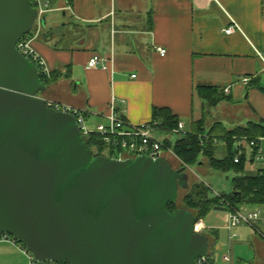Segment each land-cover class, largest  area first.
I'll return each mask as SVG.
<instances>
[{
    "label": "crops",
    "instance_id": "1",
    "mask_svg": "<svg viewBox=\"0 0 264 264\" xmlns=\"http://www.w3.org/2000/svg\"><path fill=\"white\" fill-rule=\"evenodd\" d=\"M42 1L47 4L45 25L30 46L58 76L46 85L43 98L84 111L91 127L106 122L112 99L117 114L133 126L152 122L155 108L168 109L183 137L201 119L204 134L213 127L231 131L264 125V70L255 54L264 53V0ZM233 24L238 29L225 34ZM157 48L165 50L163 57ZM94 55L106 58V70L87 68ZM250 76V81L260 80L244 85L242 78ZM198 85L221 89L229 101L208 107L195 92ZM163 135L164 142L170 134ZM218 145L215 157L221 160ZM263 169L264 162L245 167L249 174ZM202 221L214 264L216 255L226 252L229 264H254L246 261V248L254 259H264V241L247 226L228 231L225 211H212ZM0 264L30 262L19 245L1 240Z\"/></svg>",
    "mask_w": 264,
    "mask_h": 264
},
{
    "label": "water",
    "instance_id": "2",
    "mask_svg": "<svg viewBox=\"0 0 264 264\" xmlns=\"http://www.w3.org/2000/svg\"><path fill=\"white\" fill-rule=\"evenodd\" d=\"M37 15L30 0H0V236L37 263L196 264L208 236L193 232L192 212L167 210L188 188L186 168L87 148L75 118L48 107L37 67L16 48Z\"/></svg>",
    "mask_w": 264,
    "mask_h": 264
},
{
    "label": "trees",
    "instance_id": "3",
    "mask_svg": "<svg viewBox=\"0 0 264 264\" xmlns=\"http://www.w3.org/2000/svg\"><path fill=\"white\" fill-rule=\"evenodd\" d=\"M32 3V0H30ZM38 71L40 68L37 65ZM58 76L51 75L50 78L40 76L41 81L48 85L55 81ZM251 79V76H250ZM260 78H252L248 84H257ZM261 89V88H260ZM262 90V89H261ZM197 96L208 107H215L219 102L229 101L223 91L217 87L198 85L195 88ZM152 121L159 122L161 134H172L173 130L179 128L178 118L168 109L155 108L152 112ZM192 132L188 133L180 140L172 144L168 140L164 141V149L171 150L172 154L188 167L203 165L201 159L206 160L209 168L216 172H232L235 176L231 180L232 192L229 194L212 195L211 189L201 181H194L184 191L185 195L181 200V205L169 204L167 210L175 213L178 209H185L193 213L196 222L204 220L212 211H229L240 209L243 206H262L264 205V169L255 174L246 173V159L242 157L238 164L233 162L234 144L236 139L245 137L248 140L264 137V125L249 124L246 127H239L231 131H219L214 127L207 134L217 138L225 146V156L219 160L215 157L216 147L210 139H205L200 143L199 136L203 135L204 119L194 124ZM95 156H102V151L106 147L98 136L90 135L83 138ZM17 244L19 242L15 241Z\"/></svg>",
    "mask_w": 264,
    "mask_h": 264
},
{
    "label": "built area",
    "instance_id": "4",
    "mask_svg": "<svg viewBox=\"0 0 264 264\" xmlns=\"http://www.w3.org/2000/svg\"><path fill=\"white\" fill-rule=\"evenodd\" d=\"M32 5L37 9L38 15L36 23L33 27L32 32L24 36L16 45L17 50L20 54L28 58L35 66L40 68V76L50 78L51 73L45 67L41 59L32 50L30 43L32 40L38 38L42 23L41 19L47 12L45 8L47 4L42 0H32ZM113 16V13H111ZM238 27L233 24L224 30V33L229 35L234 32ZM158 54L163 57L165 50L157 48ZM256 57L260 61L264 70V53L255 51ZM87 68L93 69H107V60L104 56L94 55L87 63ZM38 69V68H37ZM134 78V76H132ZM250 82V77H243L242 83L247 85ZM225 93L229 92V87L224 89ZM48 107L55 111L65 112L71 114L80 129L82 137L90 135L98 136L105 146L118 152L121 161L127 159H134L136 157H151L153 159L163 158L162 152L164 151V142L158 136H160L159 122L152 121L150 123L142 124L139 126L130 125L124 118L119 116L115 110L114 99L111 100L109 106V112L104 116L106 124H97L95 129H91L88 124V115L84 111L72 109L70 107L62 106L58 103L47 102ZM174 134L181 133V128L173 130ZM185 133H183L184 135ZM200 143L205 139H210L214 146L219 144V140L208 134L199 136ZM234 159L233 162L238 164L242 157H245L246 162L262 163L264 162V137L248 140L245 137L236 139L234 144ZM247 226L252 229L263 241H264V205L256 206L253 210L246 211L241 207L240 209H232L226 212V229L232 231L238 226ZM206 226L202 220L194 223L193 232L202 234L206 231ZM13 241L16 240L8 235H1L0 241ZM16 243V242H15ZM17 244V243H16ZM22 251L27 255L30 264H55L52 262L37 263L34 261L32 255L21 245L17 244ZM222 261L225 264H229V256L225 255L222 257ZM196 264H214L208 255L202 256L196 260Z\"/></svg>",
    "mask_w": 264,
    "mask_h": 264
},
{
    "label": "rangeland",
    "instance_id": "5",
    "mask_svg": "<svg viewBox=\"0 0 264 264\" xmlns=\"http://www.w3.org/2000/svg\"><path fill=\"white\" fill-rule=\"evenodd\" d=\"M216 114H217V112H216ZM214 116L221 118L220 114L214 115ZM206 118L209 120V116H206ZM208 123H210V122H208ZM97 124H94L92 127L88 124H86V125L94 130ZM101 124H106V122L102 121ZM227 124H228V126H230L231 124H233V122H229ZM183 133L184 132L181 131V133H178V134H174V133L170 134L167 137L168 141L171 142L172 144H174L175 142H177L178 140H180L183 137ZM158 137L163 140L165 136L163 134H160V136H158ZM217 150L218 151L216 152V154L219 158H222L225 156V146L223 145V143H219V145L217 146ZM119 155L120 154H118L117 151L110 149L108 146H106L102 151V156H105V157L119 158ZM162 155L164 156V159L170 164V166L174 170H178L182 167L186 168V173L189 176L190 184L194 181L204 182L205 184H207L208 186L211 187V189H212L211 191H213L212 195H214L216 193L229 194L231 192V178L234 176L232 172H228V173L215 172L211 168H209L208 163L204 159H201L203 162V165H194L191 167H187L186 165H183V163H181V161L178 160L171 153V150L166 149V148L162 152ZM184 195H185L184 191L178 192L177 205H181V200H182ZM218 215H219V220H220L222 217V214L219 213ZM222 233L224 234V238H223L224 243L228 242V238L226 240V237H227L226 233L227 232L225 233L222 231ZM225 249H226V247H225ZM248 252H249V250H247V248H246L245 249L246 261L250 262V261L255 260V262L253 261L254 264H264V259L263 260L258 259V258L254 259L253 253L252 252L248 253ZM225 254L228 255L227 252ZM222 256H223V254H221V253H218V255H216L215 264H225L222 261Z\"/></svg>",
    "mask_w": 264,
    "mask_h": 264
}]
</instances>
